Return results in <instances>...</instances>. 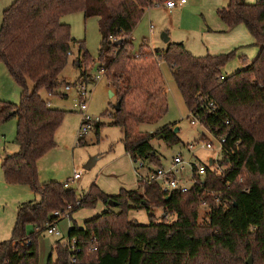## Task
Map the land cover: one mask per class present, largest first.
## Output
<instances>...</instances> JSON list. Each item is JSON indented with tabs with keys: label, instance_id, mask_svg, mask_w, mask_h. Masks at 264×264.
Masks as SVG:
<instances>
[{
	"label": "trees",
	"instance_id": "obj_1",
	"mask_svg": "<svg viewBox=\"0 0 264 264\" xmlns=\"http://www.w3.org/2000/svg\"><path fill=\"white\" fill-rule=\"evenodd\" d=\"M163 1L15 0L4 10L0 62L22 92L19 104L0 99V124L17 118L19 147L5 157L2 169L8 184H28L41 200L19 207L13 238L0 242V264H38L39 233L28 234L27 227L42 232L62 219L56 211L65 213L72 206V214L99 201L106 211L83 227L75 223L69 229L68 238H75L79 249L73 253L76 261H71L65 242L59 240L56 259L51 256L48 264H247L250 256L254 264L258 259L264 263V0H229L217 11L229 28L244 24L259 48L252 61L243 57V67L231 75L224 71L237 50L195 56L181 42L155 50L143 41L138 52L131 53L138 22L149 7ZM75 12H82L86 20L98 18L102 39L97 60L85 41H76L71 26L62 22ZM72 43L79 48L74 63L80 75L75 84L95 82L91 70L97 66L121 101L120 110L110 115L112 125L122 129V143L137 170L141 162L162 165L154 139L168 146L181 143L173 125L141 130L142 124L158 122L168 109L161 63L169 66L193 117L215 136L226 137L220 160L224 169L207 167L198 184L186 193H172L169 199L157 183L141 182L137 189L122 188L115 196L92 184L80 206L76 191L65 183H41L38 162L56 147V132L66 111L53 108L40 91L57 94L65 84L61 75ZM28 82L34 84L32 91ZM102 125L95 123L98 133ZM84 143L80 137L79 144ZM110 200L117 206L111 207ZM201 206L207 207L204 218H200ZM156 208L163 209L161 218L152 214ZM134 209L146 210L149 223L130 219L129 211ZM171 216L174 219L168 220Z\"/></svg>",
	"mask_w": 264,
	"mask_h": 264
},
{
	"label": "rangeland",
	"instance_id": "obj_2",
	"mask_svg": "<svg viewBox=\"0 0 264 264\" xmlns=\"http://www.w3.org/2000/svg\"><path fill=\"white\" fill-rule=\"evenodd\" d=\"M15 0H0V27L3 20V12ZM188 3L183 8L166 10L163 7L153 6L146 10L133 31L132 54H136L143 41L150 43L156 50L167 48L162 35L168 34L170 42H181L195 56H205L207 54L219 55L237 50L236 56L225 68V75H231L243 67L244 58L252 61L259 53L256 41L247 27L242 24L229 28L218 16V9L226 6L229 0H187ZM257 0H248L255 3ZM62 22L71 26L72 37L76 41H85L91 57L98 59L102 34L99 29L98 18L92 17L88 20L82 12H75L65 15ZM154 25V32L151 26ZM241 25V24H239ZM244 25V26H243ZM221 27L226 29L221 30ZM241 27L243 34L241 33ZM235 30L233 36L231 31ZM228 40L223 43L222 40ZM246 40L242 45L237 46V41ZM168 43V44H169ZM235 46V47H234ZM234 47V48H233ZM232 48V49H231ZM79 56L77 43H72V53L68 65L61 75L65 84L57 89V94H50L45 89L40 91L42 98L50 102L53 108L66 111L64 120L56 132V147L45 154L38 162L39 180L41 183L58 181L65 183L68 188H73L78 197L80 193H86L92 184H96L105 194L110 196L118 195L122 188L135 190L138 188V176L131 156L125 151L122 143L123 132L120 127L113 126L115 105L118 99L113 87L109 84L102 71L95 66L91 72L95 77V82L88 83L87 87V112H82L76 104L79 98L76 82L80 71L75 66V61ZM244 57V58H243ZM162 74L167 84L168 109L166 114L156 123H144L141 125L142 131H155L165 125H173L178 128L176 133L181 140L180 144L168 146L161 139H154V146L157 155L164 166H169L174 157L182 155L186 163L203 162L209 163L211 158H216V151L206 150L202 147L205 142L204 136L214 140L210 131L205 128L191 114L185 100L174 80L172 72L166 63L160 64ZM67 84L72 85L70 91L66 90ZM78 85V84H77ZM29 90L32 91L34 84L28 82ZM22 87L9 74L4 62H0V99L19 104L21 100ZM113 93V94H112ZM60 94H67L64 97ZM97 119L100 118L101 129L99 133L95 128L91 129L83 136L85 143L79 144L81 137L79 132L84 115ZM195 120L196 124H192ZM18 130L17 118H12L0 124V242L13 238V228L15 225L19 207L25 203L39 202L41 196L35 193L28 184H8L4 177L2 162L9 154L18 151L16 144ZM193 144L194 149L189 150V145ZM97 157L96 165L91 170H86L88 161ZM223 170L224 167L221 166ZM145 171L140 168L139 171ZM82 172V177L73 182H68L73 177L74 172ZM183 174L191 176V168L186 165ZM107 206L103 201H99L94 207H84L64 217L57 223V228L63 237H68L69 229L75 223L83 227L85 221L92 219L104 211ZM206 206L200 207V218L205 217ZM157 218L163 216V209L156 208L152 211ZM129 218L136 220L140 224H148L149 213L144 209H134L129 211ZM174 219V216L168 220ZM201 221V220H200ZM39 233L37 236L38 264H48L52 256L56 259L54 250L56 243L61 240L50 235L46 230L39 232L32 225L27 227V233ZM21 240L16 239L15 243ZM249 259V258H248ZM247 259V260H248ZM246 260V262H247ZM255 259L253 258V263ZM256 264H264L259 259Z\"/></svg>",
	"mask_w": 264,
	"mask_h": 264
},
{
	"label": "built area",
	"instance_id": "obj_3",
	"mask_svg": "<svg viewBox=\"0 0 264 264\" xmlns=\"http://www.w3.org/2000/svg\"><path fill=\"white\" fill-rule=\"evenodd\" d=\"M187 3V0H165L163 2L155 3L154 6L156 7H163L167 10H172L177 7V5H184ZM152 7H149L147 10H149ZM151 32H154V25L151 26ZM104 73V71H102ZM79 93V98L81 99L79 104H76V107H79L82 112H87L88 110V103H87V87L86 84H78L76 85ZM72 85H66V90L70 91L72 89ZM211 105H213L211 103ZM198 120V119H197ZM100 118L94 119L90 117L89 115L85 114L82 125L80 128V136L83 137L86 133H88L91 129L94 128V125L96 122H99ZM199 122V120H198ZM192 124H196V121L193 120ZM211 135H213L214 140H216V143L213 142L211 139L204 138L205 142H203L202 147L206 150L210 151H216L217 156L216 158H211L209 163H203V162H193V163H186L182 155H177L174 157L172 163L169 166H158L153 167L148 170V173L146 175H143L138 172L139 182L141 183H157L159 184L161 191L170 196L174 192H181L186 193L188 192L192 186L199 183L200 179H203L206 175L207 167H215L218 168L219 171H222L220 167V160H221V154L224 147V143L226 141L225 136L217 137L214 135V133L210 132ZM189 150L194 149V145L190 144ZM186 165H189L191 168V176L189 179L183 174V171L186 168ZM140 168H146L147 165L144 163H139ZM82 176V172H74V175L70 180L68 181L73 182L77 179H79ZM83 199V193L79 196L78 201L76 202V206H80ZM72 210V206H68L65 213H62L61 211H56L54 214L64 218V217H70V211ZM46 231L48 234L53 235L55 237L60 238L63 242H65L68 251L70 253V259L72 262L76 261L75 256L73 253L75 251H79L77 248V241L76 239H69L68 237H63L61 232L57 228V222H51L48 224ZM31 243L30 241L28 244Z\"/></svg>",
	"mask_w": 264,
	"mask_h": 264
},
{
	"label": "water",
	"instance_id": "obj_4",
	"mask_svg": "<svg viewBox=\"0 0 264 264\" xmlns=\"http://www.w3.org/2000/svg\"><path fill=\"white\" fill-rule=\"evenodd\" d=\"M162 38L164 39L165 42L169 43V41H170V37L168 36V34L164 33V34L162 35ZM112 94H113V93H112ZM120 107H121V101H118V102L116 103V105H115V111H116V112L119 111V110H120ZM178 131H179L178 128L174 129V132H175V133H177ZM97 159H98L97 157H93V158H91V159L88 161V163L85 165V169H86V170H91V169L96 165ZM167 199H169V196L167 197ZM109 205H110L111 207H115V206H117V202H115V201H113V200H110V201H109ZM246 263H247V264H254V263H253V257L250 256Z\"/></svg>",
	"mask_w": 264,
	"mask_h": 264
},
{
	"label": "crops",
	"instance_id": "obj_5",
	"mask_svg": "<svg viewBox=\"0 0 264 264\" xmlns=\"http://www.w3.org/2000/svg\"><path fill=\"white\" fill-rule=\"evenodd\" d=\"M187 3H188V1H187ZM187 3H186V4H187ZM186 4H184V5H179V4H178L176 8H178V7L183 8V7H185ZM176 8H174V9H172V10H175ZM166 10H167V9H166ZM239 26H242V24H241V25H238V27H239ZM243 26H244V25H243ZM241 28H242V29H240V31H241V33H242L243 36H244L243 30H245V29H243V28H245V27H241ZM223 29H226V27H221V30H220V31H223ZM235 30H236V29H234L233 31H231V33H230L231 35H228V37L233 36V34L235 33ZM221 40H222V39H221ZM170 41H171V38H170ZM222 41H223V43H225V42H227L228 40L226 39V40H222ZM237 42H238L237 44H239V45H237V46H241V47H242V46H245V45H242V44H244V43L246 42V40H241V41H237ZM164 43L166 44L165 46H168V43H167V42L164 41ZM151 46H152V45H151ZM234 47H235V46H234ZM234 47H233V48H234ZM152 48H153V46H152ZM153 49H154V48H153ZM231 49H232V48H231ZM155 50H156V49H155ZM162 50H163V49H162ZM211 55H213V54H211ZM204 137H205V136H204ZM205 138H206V137H205ZM133 164H134V163H133ZM162 165H163V164H162ZM151 168H153V166H148V165H147L146 168H143V169H145V171H143V172H141V170H140V171L138 170V171H139V173H141V174H143V175H146V174L148 173V170L151 169ZM135 170H136V174H137V176H138L137 169H135ZM81 177H82V176H81ZM81 177H80V178H81ZM80 178H79V179H80ZM69 180H70V179H69ZM77 180H78V179H77ZM138 180H139V177H138ZM139 183H140V182H139ZM139 183H138V185H139ZM81 194H82V193H80V195H81ZM83 194H84V193H83ZM71 227H72V226H71ZM71 227H70V228H71Z\"/></svg>",
	"mask_w": 264,
	"mask_h": 264
}]
</instances>
